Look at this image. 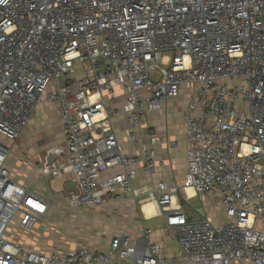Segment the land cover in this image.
<instances>
[{"label":"built area","instance_id":"obj_1","mask_svg":"<svg viewBox=\"0 0 264 264\" xmlns=\"http://www.w3.org/2000/svg\"><path fill=\"white\" fill-rule=\"evenodd\" d=\"M184 93L180 185L154 177L161 140L146 118ZM42 102L64 142L41 168L74 184L52 191L144 216L152 203L173 257L150 227L114 232L107 250L27 242L52 199L12 176L5 141ZM188 188L218 199L223 220L196 216ZM0 264H264V0H0Z\"/></svg>","mask_w":264,"mask_h":264},{"label":"crops","instance_id":"obj_2","mask_svg":"<svg viewBox=\"0 0 264 264\" xmlns=\"http://www.w3.org/2000/svg\"><path fill=\"white\" fill-rule=\"evenodd\" d=\"M179 97H180V101H176L171 106L172 110L170 111L172 112L168 111L167 114L168 118L162 119V116L164 114V117H166L167 112L165 111L164 108L165 106H168L169 102H167L163 106V108L160 109L161 112H158L159 110L151 111L148 113L146 118L147 126L153 128L157 136L161 140V143L157 147V157L155 159L156 168L154 171V177H156V179L158 180H163L169 183H173L174 181L178 182L179 180L184 178L187 169V155H186L187 141L185 135V115H186V103L188 101V96L187 94L184 93ZM180 112L181 115H183V121H179V117L177 114ZM152 115L155 116L156 120L150 118L151 119L150 121L152 122H150L149 125L148 118ZM32 125L41 126L43 129V133L37 137L36 146L41 143V140L48 139V141L50 142V144L48 145L49 148H47L48 150L43 155V157H41L42 154L41 155L38 154L39 145L37 147L27 146L28 155H23L21 153L22 154V157H20L21 159H8V165L12 170V176L17 181L25 183L28 186H30L33 190L50 197L52 199V202H54V198L57 197L58 195H61L60 197H65V196L63 195V193L56 194L54 193V191H52L50 187V180L52 179L54 180L53 186L55 191H60L67 186H74L72 182L65 181L62 177H58V176L53 177L51 174L44 173L43 169L41 168V164L47 161L48 153L50 151H53V149H58L59 147H61V145L64 142L62 125L59 120V115L56 106L49 102H42L38 104L35 107L34 111L32 112L28 125H26L22 129L19 138L21 137L23 131L29 126L32 127ZM181 135H183V138ZM16 141H14L13 144ZM182 143L185 146L181 154L182 157H179L178 147ZM9 145H11V149H12V143H10ZM144 183H147L149 185L151 184L146 176H140L135 181L136 186H140L141 184ZM133 202L134 201H131V203ZM113 205H114L113 201H111L103 205L105 207L107 206L106 209L104 210L101 209L102 212L103 211L107 212L106 214H104L106 217L107 215L110 216V212L112 211L114 215H117V218L116 221L113 222L109 221L110 223L103 227L102 235L108 238L107 244L105 246L102 245V248L100 246L96 247V245H90L99 250H107L109 248L111 235L116 231L127 230L128 232L131 233L132 237H139L143 234L144 228L150 227L145 225L144 223L146 220H150V218L152 217L144 216L141 212L140 206L137 203L135 206L139 207L140 210L139 216H137L136 214L135 207L132 206V204L130 203L125 202L122 205H120L117 209H115L114 208L115 205L114 206ZM207 211H208V215H206V217L216 220L215 217L216 215L213 212H211L210 208L207 207ZM50 217H51V211H49V213L47 214L44 220ZM119 218H121V220L122 219L124 220V224L118 225L117 221ZM49 224L50 225H48L49 226L48 228L51 229H52L51 226L56 225L54 223H49ZM151 237L155 240H160L163 243L165 254L168 257H173L175 255V252L179 248L176 241V237L173 234H167L165 232L164 220L162 226H157L152 228ZM40 246L38 248L41 249L43 252H50L51 250H54L52 248H45V247L43 248V246H41L40 248ZM67 250H72V249H67Z\"/></svg>","mask_w":264,"mask_h":264},{"label":"rangeland","instance_id":"obj_3","mask_svg":"<svg viewBox=\"0 0 264 264\" xmlns=\"http://www.w3.org/2000/svg\"><path fill=\"white\" fill-rule=\"evenodd\" d=\"M236 80L235 82H237ZM176 101H180V97L171 98L168 100V106H165L166 117H164V114L162 116V119L168 118V111L172 112L170 110L172 104H174ZM242 98L239 100V104L241 103ZM180 104V103H179ZM158 112H161L159 110ZM157 114V113H155ZM179 117V121H183V115H181V112L177 114ZM159 117V116H158ZM153 118L156 120L155 116L152 115L148 119V124L150 125V121ZM160 118V117H159ZM28 125V124H27ZM43 133V129L41 126H33L27 127L21 137L13 144V142H9L6 139L5 145L9 147V144L12 143V149L9 159H21L23 155H28V147H37L39 149V155L42 154L41 157L46 153L49 148L50 142L48 139L41 140V143L37 144V137L40 136ZM123 136H126V133H123ZM183 138V135H181ZM3 141V139H2ZM132 143L130 141H127L126 137V146H131ZM11 146V145H10ZM28 146V147H27ZM184 144L182 143L178 147V156L182 157V151L184 150ZM25 148V150H24ZM22 153V154H21ZM180 185L184 183L183 178L178 181ZM189 193V192H188ZM181 194L184 195V193L181 191ZM189 193V195H192L190 199L188 200V204L195 209V215L196 216H202L205 217L208 215L207 207L210 208L211 212H213L216 216V220H223V214L221 211V206L219 204V200L210 198L205 194L202 193ZM61 195H58L54 198V202L51 204V217L42 220L41 223L37 226V228L28 235V237H25V239L33 246L39 247L40 245L43 246V248H52V249H75L78 246L83 245H96L100 246L102 248V245L105 246L107 244L108 238L103 236V227L105 225H108L110 222L116 221L117 215H114L113 212H110V216L107 215V217L104 215L107 212L103 211L101 209H106L107 206H102L99 208H92V207H86L83 205L79 206H70L67 202L66 197H60ZM125 203V201L119 202V201H113V205L115 209H117L120 205ZM132 204V206L135 207L136 214L139 216V207L135 206L136 202H126ZM147 204V202L145 203ZM131 206V205H129ZM142 212V209H141ZM143 214V213H142ZM144 215V214H143ZM116 216V217H114ZM153 218V219H152ZM150 220L145 221V225L150 227H157L162 226L163 224V218L162 217H152ZM110 221V222H109ZM49 223H54L56 225L51 226V228H48L50 225ZM118 225L124 224V220L121 218L117 221ZM174 230H172L173 232ZM96 241V242H95ZM40 246V248H41ZM99 247V248H100ZM104 249V248H103Z\"/></svg>","mask_w":264,"mask_h":264},{"label":"bare ground","instance_id":"obj_4","mask_svg":"<svg viewBox=\"0 0 264 264\" xmlns=\"http://www.w3.org/2000/svg\"><path fill=\"white\" fill-rule=\"evenodd\" d=\"M187 192H189V193H194V190L192 189V188H188L187 189ZM195 194V193H194ZM193 194V195H194ZM192 196V195H191ZM209 197V196H208ZM211 198V197H210ZM218 200V199H217ZM144 210H145V212H146V214H147V216H151V215H153L154 213H155V207H154V205L152 204V203H150V202H147V204H145V206H144ZM206 217V216H205Z\"/></svg>","mask_w":264,"mask_h":264},{"label":"water","instance_id":"obj_5","mask_svg":"<svg viewBox=\"0 0 264 264\" xmlns=\"http://www.w3.org/2000/svg\"><path fill=\"white\" fill-rule=\"evenodd\" d=\"M53 160H54V154L50 153L48 156V165L52 164Z\"/></svg>","mask_w":264,"mask_h":264}]
</instances>
